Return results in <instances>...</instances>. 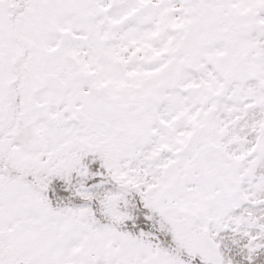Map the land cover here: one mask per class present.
Instances as JSON below:
<instances>
[{
    "label": "snow or ice",
    "instance_id": "obj_1",
    "mask_svg": "<svg viewBox=\"0 0 264 264\" xmlns=\"http://www.w3.org/2000/svg\"><path fill=\"white\" fill-rule=\"evenodd\" d=\"M0 264H264V0H0Z\"/></svg>",
    "mask_w": 264,
    "mask_h": 264
}]
</instances>
